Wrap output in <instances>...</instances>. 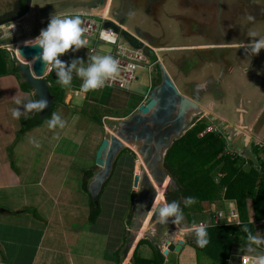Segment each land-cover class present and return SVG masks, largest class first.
<instances>
[{
  "label": "water",
  "instance_id": "obj_1",
  "mask_svg": "<svg viewBox=\"0 0 264 264\" xmlns=\"http://www.w3.org/2000/svg\"><path fill=\"white\" fill-rule=\"evenodd\" d=\"M19 1H23L22 10L15 11L12 7L10 9L14 13L10 9L0 13V26L8 28L0 36V45L10 51V58L17 71L37 99L47 101L46 107L39 113L42 115L50 108L53 99L45 74L46 62L42 59L34 60L33 57L40 49L34 45L35 41L25 43L23 39L35 38L43 28L44 20L50 16L70 11H91L93 7L77 6L68 9L57 6L37 11L36 14L31 8V0ZM170 1L177 6L175 2L179 0ZM50 2L55 3L57 0L44 3ZM181 2L186 13L164 16L163 30L158 29L160 21L156 13H153L155 17L151 30L137 26L130 28L126 21L122 22L118 15L110 11L108 5V19L103 22L104 27L119 31L130 45L141 48L148 56H157L158 81L150 87L143 102L126 116L106 118L108 133L100 140L94 152L96 169L86 186L96 205L119 153L128 145L135 146L141 163L139 171L134 172L131 178L133 213L121 249L123 256L127 255L125 253L135 246L139 238L148 239L164 256L169 251H179L183 237L193 235L191 232L182 233V229L189 227L172 224L171 217L165 223H159L152 206L158 198L156 188L161 189L164 201L166 190L178 188L172 174L165 169L163 160L172 142L191 127V118L195 113L207 112L210 110L208 107L215 109L223 118L229 143L248 157L251 156L249 147L253 136L260 135L264 140V129L260 128L261 124L264 125V49L253 55L245 47L248 43L245 41L247 35L255 33L257 28L264 32V21L260 25H255L259 23L256 22L248 26L249 20L243 21L241 15V29L226 31L236 32L238 38L211 43L212 38L202 35L198 39L197 33L198 29L204 30V26L212 25L210 11L196 12ZM98 4L94 9L103 10L106 0H98ZM160 4L158 1L155 8H159ZM25 19L27 22H24ZM173 22L179 24L181 29L173 28ZM185 26L183 36L186 34V40L153 44L157 40L156 36L171 40ZM209 32L206 29L207 36ZM201 41H205V46L196 44ZM150 47H154L155 51ZM29 59L32 61L29 62ZM176 232L180 233V237L172 241Z\"/></svg>",
  "mask_w": 264,
  "mask_h": 264
},
{
  "label": "rangeland",
  "instance_id": "obj_2",
  "mask_svg": "<svg viewBox=\"0 0 264 264\" xmlns=\"http://www.w3.org/2000/svg\"><path fill=\"white\" fill-rule=\"evenodd\" d=\"M18 1L19 0H0V13L6 11L10 7H12V5H15ZM46 1H50V0H31V8L37 14L39 11H44L48 8L57 7L58 5H60L59 3H56V2L55 3L54 2L44 3ZM66 1L78 3V1H82V0H66ZM84 1H90V0H84ZM142 1L143 3L141 4L138 1L139 3L136 9L129 16L128 21H126V23H128V26L130 28L131 26H134V27L137 26V27H141L142 29L151 30L152 28L151 23L153 22V17H155V15L153 16V14L150 13V11L147 9V7L144 4L145 0H142ZM175 6H174V3H172V1L169 0L162 5L160 4L159 8L157 9L154 7V9L157 10L156 18L157 20L160 21L161 25H164V22H165L164 16L168 17L170 15L172 16L173 14L178 15L182 12L186 13V10L183 9L182 6L180 8H178L177 6L175 7ZM91 11L96 12L97 10L92 9ZM102 11L103 10H100L97 12L102 14ZM65 16H71V15H65ZM248 16L249 14H245L242 17V20L243 21L248 20ZM173 19L175 20V17ZM262 21H264V18ZM24 22H27V19H25ZM173 28L181 29L179 24H175V22H173ZM185 32H186V26L182 28L179 34L174 36L172 40H174V42L184 41L183 39L185 36H183V34ZM33 39L34 38L23 39V41L25 43H28L29 41ZM175 39H179V40H175ZM119 41L122 42L124 41V39L120 37ZM164 43L166 42L160 39H157L155 42H153L154 45H160ZM86 47L87 45L85 47H81L77 49L75 52L68 50L67 52L62 54L59 58L65 61L66 63L69 62L70 59H75V58H80L82 62L87 63L88 56L104 55L103 51L111 50L110 44L100 42V41L95 42L96 49L93 52H89V50ZM156 57L157 56L155 55L151 56V60L155 61V64L150 71L145 67L136 69L137 79L133 80L130 83L128 90H124V89L118 90V89H111V88L109 89L107 87L95 89V90H100L99 92H96V93L101 94L100 101L103 105H99L98 103L93 104L95 97L89 91L87 93H82L79 91L81 79L77 77L75 74H73L72 82L69 86L60 85V87L64 90V98H63L64 106H67V105L69 106L73 104L75 99L81 102V106H78V108L81 107V110L80 111L76 110V113H74V115L73 114L71 115V117L74 116L75 122H70L68 124V127H65L63 129L60 127H58V129L57 127L49 129L47 127L46 122L52 115V113H50L48 118L45 119L42 122V124H39L37 128H35L36 126L32 127L35 129H32V128L28 129L30 130L29 134H26L27 133L26 131L28 130L23 131L22 127L24 123L27 124L26 122L28 121V119H30L31 116L27 114V118H23L22 120L21 119L19 120L20 117L24 116V114H22L18 119H13V122L15 123V126L17 128L15 129L16 131L15 142L18 141L19 139L21 140L28 139V140H24V143L21 144V146H18L20 148H23L24 150V154H25L24 158L26 160L24 161V163L26 165H28L29 163L30 165L35 164L34 166L35 172L37 171V168L39 167V165H42L45 163V167L47 168V174L45 175V178H49L50 175L55 172V170L59 169L58 160L61 158H67V160H63L60 162L61 167H63V172H65L67 176H70V170H67V168H69V165H71L73 168L71 170L73 174L70 176V178H72V176L75 173H79V172L82 177L83 176L82 172L85 169L95 170L96 165L94 164V152L100 140L104 136H106L108 133V128L106 127L107 117H102L104 116L103 113L111 114V115L129 114L140 103L143 102L150 87L158 81ZM49 73L50 72H48L46 76L48 78L54 77L56 84H58L54 71L51 72L52 74H50V76H49ZM67 93L71 94L72 97ZM75 95L80 96L81 98H83V100ZM0 99H2L1 95H0ZM7 104L9 106L13 105V107H21V106H17L15 103L9 102ZM91 107L93 108L91 109ZM208 108L210 110H208L207 112H204L201 114L195 113L191 119L203 114L204 118L207 119V121L210 120V118H212L213 120H210V121L213 123L222 122L223 118L221 117V115L217 113L215 109L210 108V107ZM59 110L61 113L66 112L64 108H60ZM59 110L56 111L55 113L58 114ZM91 113L92 115L96 113L101 114L100 116L101 125H99L93 119H91V116H90ZM8 120H9L8 123L10 125V121H12L11 113H9ZM1 121L2 120H0V122ZM222 127H223L224 132H226L225 125H223V123H222ZM262 127L264 129L263 124H261L260 128ZM257 133L262 134L260 132H257ZM261 138L262 137L260 135L253 136V141L249 147V151L251 153L250 157L254 155L253 150L256 149L255 141ZM53 140L54 141L57 140V142H54ZM34 141L39 142L38 148L34 147V143H33ZM126 148H128L129 150L127 151V153L123 154L120 158H118L112 176H110L109 180H107V184L105 186L104 185L102 186V189H101L102 194L100 195L99 200H98L100 213L96 217L95 221L93 223L92 222L84 223V221H86L85 220L86 215H88L89 213L88 203L90 205L89 195L85 193L86 195L85 200L87 201V209L84 210V208L81 206L77 214L78 218H74V220L72 218H67V215L63 212V211H66V209L63 208L62 213L66 215L64 216L66 218L63 217L62 222L56 221V224L58 226L61 225L60 226L61 232L65 233L66 231V232L73 233L75 230L78 231L77 226H80V229L82 232L85 230L87 232V229L91 226L92 230L98 235H102V232H106L110 235V241L105 246V248H110V249H112V244L114 243V241L116 242L118 240L119 236H121V238L126 239V236L128 235V231H129V220L131 219V215L133 213V207H132L133 206V203H132L133 189L131 187V178H132V174L136 172L135 164H137L138 162L141 163V159L140 157L138 158V154L136 152L135 146L128 145ZM240 152L246 156V154H244L242 151ZM31 154H32V157H30ZM47 157H51L52 160H49ZM92 162L94 165L92 164ZM25 164L23 165L25 166ZM32 176L34 177V175ZM33 177L31 180V186L33 185V182H35ZM88 179L89 177L86 178V182L88 181ZM72 182L73 181L70 180L69 182H67V185L72 184ZM17 190L19 192L21 191L20 188H14V191H17ZM25 194L27 195V192ZM55 194H56L55 188L53 185L50 188H48V195H46V197L43 192L40 194L39 196L40 198H38L37 201L38 200L40 201L39 202L40 205L43 203L46 204L44 209L38 208V205L35 204L33 199L30 197L31 195L29 196L27 195L26 197H23L25 198L24 201H20L21 199L18 200V198H15V197H10L9 199L2 198L0 199L1 200L0 204L1 206L2 205L7 206V204H13L14 202H17V203L22 202L21 204L25 205L23 206V208L25 209H22L24 212H26L25 216L27 217L29 216L28 218L32 221H39L37 219V216H43L44 214L47 213V206L49 204L51 205L53 201L57 199L55 197ZM20 196H22L21 193H20ZM79 198L76 197L77 200ZM214 201L216 202V204L218 203V201L216 200ZM202 203L204 204L205 201H203ZM205 204L208 205L207 202ZM206 205L204 207L205 209H206ZM220 205L219 207L223 211L228 209L227 203L225 201L222 200ZM246 205H247V210H251L252 212V206H251L250 200L247 199ZM35 207H37L38 209ZM201 213H203V211H200L199 213L196 212L194 214L192 213V216L194 218L196 217L195 219L201 218V216L199 217ZM33 217H35V219H33ZM64 223H69V224H66V226H63ZM181 224L183 226H187L186 223H181ZM173 235H176V237H179V233H175ZM61 237L62 235H60L58 232V236L55 238V241L58 243H61L62 242ZM49 238L51 237L48 236V237H45L44 239L47 240ZM146 244L148 246H146ZM193 245L195 246V244ZM138 252L141 253L140 257H143L141 259H147V260L152 259L151 261L148 262L149 264L154 261L153 260L154 259L153 248L148 243H145L143 246V249ZM237 255H239V258H240V256L246 255V254L238 253ZM137 258L140 260L138 256ZM239 258H238V261H239ZM134 261H135L134 264L139 263L136 260Z\"/></svg>",
  "mask_w": 264,
  "mask_h": 264
},
{
  "label": "crops",
  "instance_id": "obj_3",
  "mask_svg": "<svg viewBox=\"0 0 264 264\" xmlns=\"http://www.w3.org/2000/svg\"><path fill=\"white\" fill-rule=\"evenodd\" d=\"M88 47L89 44L86 48L88 49ZM94 49H96L95 46ZM108 52L109 50L103 51L104 54H107ZM89 57H91V55L88 56V58ZM21 77L22 76L18 71L16 73L0 75V95L2 96V99H0V120H2L0 122V199L15 197L18 198V200L21 199L20 201H24L25 198L23 197L31 195L30 197L33 199L34 203L38 205V208L44 209L46 204L43 203L40 205V201H37V199L40 198L39 196L42 192L46 197V195H48V188L52 185L55 188V197L57 199H55L51 205L49 204L47 206L46 214L43 216H37L39 221H32L28 218L29 216H25L26 212L22 210L25 209L23 208L25 205L21 204L22 202H14L16 204H7V206H1L0 204V264H134V247L129 249L128 253H125L127 254L126 256H123L121 249L124 245L125 239L121 238V236L118 237L116 242L114 241L112 249H110L105 248L106 244L110 241V235L106 232H102V235H98L92 230L91 226L87 229V232L86 230L82 232L80 226H77L78 231L75 230L73 233L65 231L64 233L61 232V225L58 226L56 224V221L62 222L63 217L66 215L67 218H72L73 220L74 218H78L77 214L79 208L82 206L84 210L87 209V201L85 200L86 195L81 188L80 172L75 173L72 178H70L73 174V172H71L73 169L71 165L67 168V170H70V176H67V174L63 172V167H61L60 162L67 160V158H61L58 160L59 169L55 170L49 178H45V175L47 174L45 163L39 165L36 172L34 171L35 164L30 165L29 163L26 165L24 163V161H26L24 158V150L18 146H21V144L24 143V140L28 139H19L15 142V129L17 128L13 122L14 118L12 117L10 125L8 123L9 113H11V110L14 107L13 105L9 106L7 103H14L18 98L32 100L37 99V97L34 95L31 88L29 90H23L20 88V83L24 80L23 77ZM99 91L100 90H90L89 92L95 97L93 104L98 103L99 105H103L100 101L101 94L96 93ZM69 95L71 96V94ZM75 96L83 100L80 96ZM78 106H81V102L75 99L73 104L69 106L59 104L54 108L53 112L58 111L60 108L66 110L65 113H61L60 110L58 113V115H60L65 121L62 129L68 127L70 122H75L74 116L71 117V115H74L76 110H81V107L78 108ZM92 108L93 107H91V109ZM34 113L35 112H30L28 115L31 116ZM103 114L104 116L102 117L115 118L127 115ZM90 116H92V113ZM37 127L38 126L35 128ZM29 131L30 130L26 131V134H29ZM54 142H57V140ZM30 157H32V154ZM47 158L52 160L51 157ZM23 164H25V166ZM32 175H34V177ZM32 177L35 182H33V185L31 186ZM70 180L73 181L72 184L67 185V182ZM14 188H20L21 191H14ZM26 192L27 195L25 194ZM20 193L22 196H20ZM76 197L80 198L77 200ZM218 204L220 205L221 201H218ZM63 208L66 209V211H63L66 215L62 213ZM200 216L201 218H197L193 223L201 219H209L211 221L210 215L206 212L201 213L199 217ZM247 216L251 221V210H247ZM87 218L88 215H86V221H84V223L89 222ZM33 219H35V217H33ZM66 224L69 223H64L63 226H66ZM229 224L232 223H225L224 225ZM58 232L62 235L61 243L55 241ZM48 236L51 238L45 240L44 238ZM179 237L174 235L171 240L176 241ZM194 239L195 237L191 235L184 236L179 251H169L164 255L163 264H232L233 262H238V253H247L245 245L236 242L230 247L229 252L226 253L225 256L219 257L218 255L217 258H214L213 260L203 250H201V253L199 254L196 252V248L193 245ZM144 244L136 249V251L138 252L142 250ZM146 246L148 245L146 244ZM116 251L118 252L116 253ZM140 256L141 253L138 252V257Z\"/></svg>",
  "mask_w": 264,
  "mask_h": 264
},
{
  "label": "trees",
  "instance_id": "obj_4",
  "mask_svg": "<svg viewBox=\"0 0 264 264\" xmlns=\"http://www.w3.org/2000/svg\"><path fill=\"white\" fill-rule=\"evenodd\" d=\"M16 72V65L10 59L7 51L0 49V75ZM51 72L49 76L52 74ZM50 78L47 77V81L50 83L49 91L53 95L50 108L42 115L39 113L31 115L26 122L27 124L24 123L23 131L42 124L57 105L64 104V90L60 85L56 84L54 77ZM20 88L29 90L30 86L25 80H22ZM100 116L101 114L96 113L91 116V119L101 125ZM23 118L25 116L20 119L22 120ZM207 123L208 121L205 118L194 121L193 125L185 133L175 139L165 153L163 165L172 174L178 185L177 189H168L165 192V201L175 200L180 204L184 214L182 223L191 225L196 220L192 213L202 211L206 202L223 199L235 201L239 213V223L229 225L221 223L207 227L208 244L203 248L197 247L194 239L196 252L199 254L203 250L214 260L218 255L219 257L225 256L229 252L230 247L236 242L245 245L246 234L241 231L240 223L247 224L249 229L255 234L264 236V158L262 159L258 155L259 149L257 147L253 150L254 155L252 157L245 155L232 157L231 155L223 154L225 139L221 133H207L202 137L197 136V133ZM128 150L126 147L121 150L110 176L114 172L118 158L127 153ZM92 172L93 169H85L82 172L81 188L87 195L89 194L86 189V178L90 177ZM217 173L219 174L218 182H215L214 176ZM106 184L107 181L104 186ZM101 194L102 191L99 193L98 200ZM187 196L194 197L195 202L185 207L183 200ZM247 199L250 200L252 206L251 221L247 216ZM203 201H205L204 204L202 203ZM99 213V201L95 205L90 198L87 220L93 223ZM143 243H148L153 248L154 261L150 264H163L164 257L161 252L155 249L146 238H139L138 243L135 244L133 251L134 260L138 261V264H149L148 262L152 260L141 259L140 257L139 260L137 258L136 249L142 246ZM245 254L248 255L247 253ZM133 262L135 263V261ZM232 264H242V262L239 260Z\"/></svg>",
  "mask_w": 264,
  "mask_h": 264
},
{
  "label": "clouds",
  "instance_id": "obj_5",
  "mask_svg": "<svg viewBox=\"0 0 264 264\" xmlns=\"http://www.w3.org/2000/svg\"><path fill=\"white\" fill-rule=\"evenodd\" d=\"M252 19L251 15L248 16V20L251 21ZM82 32L79 15L64 16L63 18L50 16L46 27L41 29L39 34L33 39L35 41L34 45L40 49L33 59H42L46 62L48 70L54 71L57 83L61 86H69L72 82L73 74H75L81 79L79 91L87 93L90 90L102 88L105 85V81L115 79L119 71V64L117 59L108 54L93 55L88 58L87 63L82 62L80 58L71 59L67 63L61 60L59 57L68 50L75 52L77 49L87 45V40L82 38ZM250 35L256 37V33H251ZM245 47L251 54H257L259 50L264 49V36L251 39ZM14 103L21 106L14 107L11 110L12 117L18 119L22 114L27 118V114L30 112L40 113L46 107L47 101L43 98L32 100L18 98ZM46 123L49 129L54 127L62 128L65 121L60 115L53 112ZM33 143L34 147H39L38 141ZM194 202L195 198L192 196H187L183 200L185 207ZM152 211L155 213L159 223H165L169 217L172 218L171 223L175 225H180L184 220L180 204L175 200L164 201L162 195L157 198V202L152 206ZM196 223L187 224L189 228L181 231L182 233L191 232L195 236L196 246L203 248L208 244V225L204 222ZM240 229L246 234L245 250L248 253L245 257L246 264H264V236L255 234L249 229L247 224L240 223Z\"/></svg>",
  "mask_w": 264,
  "mask_h": 264
},
{
  "label": "built area",
  "instance_id": "obj_6",
  "mask_svg": "<svg viewBox=\"0 0 264 264\" xmlns=\"http://www.w3.org/2000/svg\"><path fill=\"white\" fill-rule=\"evenodd\" d=\"M65 15H79L81 18V28L83 29L82 38L87 40V46L89 44L88 50L89 52H93L95 42L100 41L104 43H108L111 45V50L107 53L108 55L113 56L117 59L119 64V71L115 79L105 81V85L102 87L128 90L130 83L133 80L137 79L136 69L137 68H147L149 71L155 64V61L151 60V56L146 55L141 48L134 47L130 45L126 40L119 41L121 37L119 31H114L112 27H104L103 22L105 19H108L106 15H103L99 12L92 11H70L66 13H61L56 16L63 17ZM49 18H46L43 23V28L46 27ZM110 19V18H109ZM111 20V19H110ZM114 22L113 20H111ZM115 23V22H114ZM42 28V29H43ZM121 28H123L121 26ZM8 30L7 27L0 26V36ZM93 37V38H92ZM92 45V46H91ZM153 51H155L154 47H150ZM0 49H4L8 51L6 47L0 45ZM10 52V51H8ZM7 52V53H8ZM10 57V53L8 54ZM155 55V54H153ZM156 56V55H155ZM157 60V57H156ZM50 72L48 70V64L45 66V74ZM204 118V115H199L195 117L192 121V125L194 121H198ZM210 120H213L210 118ZM208 120V123L205 127H203L198 133V137H202L207 133H221L225 139V147L222 150L223 154L234 156H243V154L232 147L229 143L227 134L224 132L222 127V122L213 123ZM191 125V126H192ZM255 145L257 149H259L258 155L263 159L264 158V140L258 139L255 141ZM218 173L214 176V181L218 182ZM222 201V200H218ZM227 203L228 209L223 211L219 204L216 202H209L206 205V209L204 208L202 211L206 212L210 215L211 221L209 219H201L198 220L196 224L204 222L209 226L218 225L221 223H238L240 222L239 214L237 207L233 200H224ZM247 255L240 256L239 260H241L242 264H246L245 257Z\"/></svg>",
  "mask_w": 264,
  "mask_h": 264
},
{
  "label": "flooded vegetation",
  "instance_id": "obj_7",
  "mask_svg": "<svg viewBox=\"0 0 264 264\" xmlns=\"http://www.w3.org/2000/svg\"><path fill=\"white\" fill-rule=\"evenodd\" d=\"M138 1L140 2V4L143 3L142 0H106L105 7L107 9V7L109 6L110 11L118 15L119 19L122 22H124V21H128L129 16L136 9L139 3ZM158 1L162 5L169 0H145L144 1L145 6L150 11V13L152 14L156 13L154 7ZM181 1H183L185 5H188V7L196 10V12L201 11V10L210 11L209 14L212 16L210 17L212 25L204 26L203 28L204 30L198 29L197 33L199 35L198 39H201V37H203L202 35H205L208 39L212 38L211 43H214L216 41H222L223 39L228 40V39L238 38L237 35L235 36L236 32L226 33V31L229 29H238V30L241 29L240 28L241 15L244 16L245 14H249V16L251 15L253 17L251 21L250 20L248 21L247 23L248 26L253 25L256 22H259V23L255 25H260V23L262 24L263 22L262 20L264 18V0H179L175 2V4H177L179 8L181 7L180 4H182ZM56 3L60 4L58 5V7H64V8L67 7L68 9L74 8L77 6L93 7L94 9L97 5H99L98 0H90V1L82 0V1H78V3L67 2L66 0H57ZM91 4L94 6H91ZM23 6H24L23 1H18L15 5H12L15 11L22 10ZM14 10L13 12L11 10V13H14ZM6 12H8V9L6 10ZM222 19L223 21H221ZM164 25H161L160 23L158 26V29L163 30ZM206 29H209L210 31L209 36H207L206 34ZM259 30L260 29L257 28V30L255 31L256 37L247 35L248 37L246 38L245 41L249 42L251 39L264 36L263 30L262 31L260 30L261 32H259ZM239 32H243V31H239ZM241 35L243 36V34ZM155 39H160L165 42L174 41L172 39L166 40L164 37H158V36H156ZM175 40H179V39H175ZM183 40H186V38L184 37ZM196 44H201L202 46H205L204 44L206 43L205 41H201Z\"/></svg>",
  "mask_w": 264,
  "mask_h": 264
},
{
  "label": "bare ground",
  "instance_id": "obj_8",
  "mask_svg": "<svg viewBox=\"0 0 264 264\" xmlns=\"http://www.w3.org/2000/svg\"><path fill=\"white\" fill-rule=\"evenodd\" d=\"M102 14L103 15H106V7H104V9H103V11H102ZM32 61V59H29V62H31ZM140 156L138 155V158H139ZM137 158V159H138ZM138 161V160H137ZM139 165H140V163L138 162L137 163V165H135V170H136V172H138L139 171ZM156 190H157V196L158 197H160L161 196V189L159 190L158 188H156Z\"/></svg>",
  "mask_w": 264,
  "mask_h": 264
}]
</instances>
